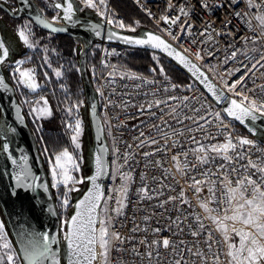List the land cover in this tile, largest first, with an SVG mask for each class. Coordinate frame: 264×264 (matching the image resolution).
<instances>
[{
	"label": "snow or ice",
	"instance_id": "6c2138e0",
	"mask_svg": "<svg viewBox=\"0 0 264 264\" xmlns=\"http://www.w3.org/2000/svg\"><path fill=\"white\" fill-rule=\"evenodd\" d=\"M79 2L84 8L96 10L100 16L106 19L108 24H116L119 28L127 27L129 31H136L135 27L126 26L123 21L108 18L107 13L110 9L106 0H79ZM137 2L139 3V0ZM239 2L240 0H217L213 5L208 0H200L199 6L201 9L211 12L219 8H231ZM244 2L248 11L233 10L232 14L245 23L248 31L252 32L253 35L251 37H233V39H241L245 45L249 42L252 45L261 43V47L253 46L250 49H240L236 48L231 42L227 43L226 47L231 48L232 51L224 57V63L235 61L237 55L240 54L249 59L250 66L241 61L242 67L236 68L233 72H226L225 75L227 76L235 75V73L241 71L244 74L231 82L221 77L223 80L222 87L211 82L210 78L201 70V67L187 55L188 48L180 50L160 35L146 33L144 37L133 38L130 36H117L115 32H112L108 36L109 40L116 37L127 45L158 49L165 53L203 84L216 103H225L222 110L215 113V120L219 121V124L216 125L217 130L224 133L222 142L218 141L215 135L199 123L200 120H203L205 123L211 124V120H208L204 115H199L198 119L185 115L183 119H180L175 108H172L168 115L172 116L181 125L184 124L185 120L192 121L196 125V132H201L205 139L209 141L217 142L206 144L197 139L195 135H189L188 139L196 147L185 149V146L180 144L179 140L172 141L169 144L171 137L168 132L163 131L159 124H153L152 127L161 133V138L165 141L163 146H161V141L154 137L141 140L140 137L145 135L143 131L140 132L139 137L134 138L139 140L136 145L138 148L143 147L145 144L156 146L153 151L143 153L146 158L159 152L167 153L178 148L179 151L171 155L175 172L173 173L169 169L164 171L168 172L173 179H175L176 174H179L181 178L185 179L187 185V190L181 187L175 195L165 196L166 190L175 192L176 188L173 185L165 184L163 180L158 182V187H152L145 182L147 180L146 174H142L140 177L142 186L136 190L139 201L151 202L155 200L157 203L154 207L162 209L163 212L169 211L167 207L169 204L176 205L178 203L180 206L191 208L193 206L192 201L187 195V191L190 190L196 200V206L202 210V215L189 214L191 220L194 221V223L189 222L187 224V232L193 238V243L190 246L184 239L180 238L185 233V221H189V216L177 215L175 218L168 216L167 230L172 232V237H161L162 228L158 226L151 228L153 238H149V228L146 226L142 229L145 235L138 241L145 251L141 253L135 246L131 249L137 257L146 256L151 262L155 255L157 264H160V250L163 249L165 252L172 254L171 264H189L190 258H195L192 259V264H264V148L258 147L257 142L247 136H234L233 132L228 130L230 124L225 123V118H231L232 121H237L248 127L250 122L254 123L258 119L264 118V100L257 102L255 96L250 97L245 93L249 74L253 73L257 66L264 68V0H244ZM21 3L29 5V0H21ZM75 3L76 0H62V2L56 3L54 7L60 11L52 18L53 22L64 20L78 23V21L73 20V17L77 11H83V8L75 7ZM174 7L177 6L169 0L168 8L171 10ZM253 9L255 11H252ZM194 12V5H179L178 15L174 17L164 15L159 19L166 25L179 27L182 35L192 36L195 28L192 22ZM149 15H151L150 11ZM36 20L53 33L67 31L64 27H53L52 23L41 19L39 16L36 17ZM29 23L19 26L14 37L0 36V65H5L9 61L12 48L18 42H22L28 49L35 48L36 44L32 40L34 34L29 27ZM222 24L223 28L217 30L210 22H205L204 29L197 33L198 36L205 39L200 41L199 44L195 39L191 40L190 43L200 48L201 44L215 45L219 43L217 38L232 36L233 34L229 28L231 20H224ZM99 27L98 24L92 26V31L97 36L100 35ZM168 35L173 40L179 41L181 39L180 36L173 35L170 30ZM249 53L258 54V58L255 55L250 57ZM111 54L109 53V55ZM216 54L214 49H209V57H215ZM195 58L196 60L204 59L201 51L195 53ZM153 60L159 64V58L155 54H153ZM14 63L16 67L13 75L19 74L18 84L35 91L39 85L35 80L34 71L21 68V65L25 63L23 59L16 60ZM49 67H51L50 64ZM151 71L154 73L159 71L162 75L165 73L162 66L158 69L153 68ZM54 72L58 78L63 75L59 69L54 70ZM45 75L47 76V73ZM109 75L112 76L113 73H109ZM123 78L125 77L121 76V79ZM127 78L142 79L136 74L128 75ZM146 83H155V81H146ZM0 85H4L2 76H0ZM172 87L177 86L173 85ZM260 88L261 91H264V85H261ZM164 90L167 91L168 89L165 88ZM97 91L101 96L104 95L100 89H97ZM247 91L254 93L255 89H247ZM176 99L175 96L168 97V100L156 99L154 102L140 105L138 111L141 114L147 111L152 117H157V113L151 110L154 107L159 109L160 116L158 118L162 121V124L171 128L172 136L183 138L186 132L191 134L193 129L191 127H186L184 130L172 128L168 121L164 119L165 112L161 107V105H168L169 100ZM187 99V97H184V100ZM41 101H43L44 106L33 108L32 111L38 113L37 118L50 117L52 112L47 107V100L41 97ZM41 101L36 103L40 104ZM82 103V101L77 102L68 107L66 109L68 115L72 116L74 111L78 113ZM123 103L127 107L128 102ZM109 104H111V101H109ZM133 106L135 107V105ZM168 106L170 107V105ZM94 107L95 105H93ZM193 111L197 114L200 113L199 108L193 109ZM208 115H211V113H208ZM66 127L73 133L71 143L74 149H81V136L84 131L82 120L77 118L74 124L66 122ZM248 131L253 135L257 133V130L253 127H248ZM128 147L131 148L132 145H128ZM0 148L3 152L8 153L11 163L20 169L13 175L15 189H32L34 182H27L31 176V170L27 166V157H22L23 163L18 164L17 160L12 158L7 143H4ZM106 153V148L99 149L94 157V174L79 178L73 173L80 171L83 162L82 156L74 155L68 148L55 155V163L51 168L53 177L51 187L59 188L62 185L66 190L61 201V207L65 210L68 209L70 204L68 193L78 190L73 185L83 184L87 181L91 184V187L83 199L76 203L74 214L62 221V227L58 232H21V247L19 249L8 239L5 224L0 221V264H63L64 257H66V264H111L113 251H127L122 245L134 240L135 236L125 237L115 231L112 213L115 214V217L125 215L124 209L128 206L130 186L135 181L131 172L120 171V168L124 166L120 165L116 172L119 173L122 183L118 188L110 190L115 194L114 196H105V191L98 181L109 175V166L104 158ZM256 153H259V155H256ZM190 155L194 158L191 161L188 159ZM254 156L255 158H253ZM131 158L130 154L126 153L124 164L126 165ZM152 164L162 167L161 161L151 160L146 164V167ZM112 178L115 179V174H112ZM152 179L153 181L156 180L155 177ZM164 179H167V177H164ZM176 183L179 184V181H176ZM42 187L45 192L49 190L47 184L42 185ZM11 195L16 196L17 192L13 190ZM113 200L116 206L110 208L108 202ZM49 211L56 215L52 209H49ZM155 215V212L146 215L143 217V221L147 224ZM205 221L208 223L206 224ZM173 227L175 231H173ZM138 231H141L140 226L135 224L131 232L136 233ZM62 242L66 246V252L63 253L61 248L54 247ZM201 243L205 246L204 248L200 247ZM214 248L215 251H213ZM209 253H211V257H209ZM221 255L224 257L223 260Z\"/></svg>",
	"mask_w": 264,
	"mask_h": 264
},
{
	"label": "built area",
	"instance_id": "2783aa9c",
	"mask_svg": "<svg viewBox=\"0 0 264 264\" xmlns=\"http://www.w3.org/2000/svg\"><path fill=\"white\" fill-rule=\"evenodd\" d=\"M132 1L135 3L142 15L148 20L155 32L162 35L167 41L178 47L180 50L188 48L189 52L187 55L195 63H197L220 87L223 86V80L221 77L228 79L229 82H231L232 80H235L244 74L243 71H241L239 73H235V75L227 76L225 75L226 72H233L236 68L242 67L241 61L244 64H249V59H246L240 54L237 55L235 61H228L227 63H224V57L232 51L231 48L226 47L227 43L231 42L236 48L240 49H250L253 46L257 48L261 47V43L252 45L251 42H249L247 45H245L241 39H233V37H251L253 35L252 32L248 31L246 24L232 14L233 10L241 12L248 11L244 0H240L237 5H233L231 8H219L211 12L200 8V0H171L172 4L177 6L171 10L168 8L169 0H139V3L137 0ZM208 2L214 5L217 0H208ZM107 5L110 9V11L107 13L108 18L120 20L124 23L122 15L116 11L112 5H110L109 1ZM179 5L195 6V12L192 19L195 28L193 30L192 36L182 35L180 33L179 27L174 25H166L159 19L164 15L171 17L178 15ZM74 6L78 7L76 3ZM149 11L151 12V15H149ZM252 11H255V9ZM76 13L91 19V11H77ZM196 13H198V15H196ZM95 20L103 23L104 25H109L113 29L128 32L127 27L119 28L116 26V24H108L106 19L102 16L96 17ZM224 20H231L229 28L233 34L232 36L217 38L219 40L218 44L212 45L209 43H204L200 45V48H198L195 44L190 43L191 40L195 39L199 44L200 41L205 39L204 37L197 35V33L204 29L205 22H210L214 28L220 30L223 28L222 21ZM169 30L172 31L173 35L180 36L181 39L179 41L173 40L172 37L168 35ZM210 48L216 51L217 54L215 57L208 56V51ZM91 49H94L95 57L93 61L87 60V67L95 92L96 109L100 118L102 119V122L105 124L108 138L107 159L109 164V175L106 176L103 185L105 196H114L115 194L110 190L118 188L122 183L119 173L116 172V169L119 168L120 165H124L122 168H120V171L125 173L131 172L135 181L130 186L128 206L124 209L125 215L115 217V214L112 213L114 216V230L118 231L122 236L125 237L135 236V239L122 245V247L127 249V251L112 252L111 264H157V257L155 255L150 262L146 256L137 257L131 251L134 246L141 253L145 251L144 247L138 243V241L145 235L142 229L147 226L149 228V238H153L151 235V228L159 226L162 228L160 236L171 238L172 232L167 230L168 216L175 218L177 215L189 216L190 213L192 215H202V210L196 206V200L192 196V192L190 190L187 191V195L192 201L193 206L191 208L187 206H180L178 203L176 205L169 204L167 205L169 211L163 212L162 209L154 207V205L157 203L155 200L151 202L139 201L136 190L142 186V181L140 179L142 174H146L147 180L145 182H147L152 187H158V182L163 180L165 184L173 185L176 188L175 192H168L166 190L165 196L175 195L177 192H179L181 187H184L187 190V185L185 179L181 178L179 174H176L175 179H173L168 172L164 171L165 169H169L173 173L175 172L173 163L171 161V155L174 152H178V148L172 149L167 153L159 152L154 156L146 158L143 156V153L153 151L156 146H149L148 144H145L143 147L138 148L136 145L139 143V140L134 138L139 137L140 132L143 131L145 135L144 137H140L141 140L154 137L160 140L161 146H163L165 141L161 138V133L156 128L152 127L153 124H159L161 125L163 131L169 133V136L171 137L170 141L168 142L169 144L172 141L179 140V143L183 144L185 149L196 147V145L188 139L189 135H195L197 139L203 141L206 144L209 142H217L209 141L208 139H205L201 132H196V125L193 124L192 121L185 120L184 124L181 125L177 122V120L173 119L172 116L168 115V113L171 112V109L175 108L177 109V115L180 119H183L185 115L193 116L197 119L199 115H204L208 120H211V124H207L203 120H200L199 123L203 124L206 130H209L213 135H215L218 141L222 142L224 139V133L218 132L216 125L219 124V121L215 120V113L221 111L222 108L213 100H211L207 94L196 85H193L192 87H185L177 84L169 77L164 75H145L121 67V60L124 58L125 53L129 48L109 43L104 40H96ZM197 51H201V54L204 57L203 60H196L195 53ZM89 52H91V50ZM109 53L112 54L109 55ZM253 55L258 58V54L249 53L250 57ZM109 73H113V75L110 76ZM132 74H136L142 77V79L127 78L128 75ZM121 76H124L125 78L121 79ZM8 79L12 85H16V87H18L11 71L9 72ZM146 81H155V83H146ZM246 83L247 89H255L254 93H249L247 89H245L246 94L250 95V97L255 96L257 102L264 100V91H261L260 88L261 85H264V68L257 66V69L253 70V73L249 74ZM173 85H176L177 87L173 88ZM165 88L168 90L165 91ZM97 89H100L104 95L101 96ZM18 91L21 93L20 90ZM170 96H175L177 99L168 101V105H170V107L168 105H161L165 112L164 119L168 121V124H170L172 128L184 130L186 127H191L193 129L191 134L186 132L183 138L172 136L171 128L162 124V121L158 118L160 116L159 109L154 107L151 110L157 113V117H152L147 111H145L143 114L138 111L139 106L142 104L146 105L147 103L154 102L156 99L168 100V97ZM184 97H187L188 99L184 100ZM109 101H111V104H109ZM125 101L128 102L127 107L124 106L123 102ZM133 105H135V107ZM196 108L200 109V113L197 114L193 111V109ZM208 113H211V115H208ZM225 123L230 124L228 130L232 131L234 136H247L250 139H254L257 142L258 147L264 148V144L258 140L256 136L241 134L238 128L239 126L231 119L225 118ZM128 145H132V147L129 148ZM126 153L130 154L132 158L129 159L128 163L125 165L124 157ZM256 155H259V153H256ZM253 158H255V156ZM188 159L191 161L194 158L190 155ZM150 160L161 161L162 167H157L154 164L146 167V164H148ZM112 174H115V179L112 178ZM153 177L156 178L155 181H153ZM164 177H167V179H164ZM176 181H179V184H177ZM65 191L66 190L63 189L62 192L60 191L57 193V211L61 227L62 221L69 217V212L73 209L74 202L77 198V194L72 196L70 193H68L70 204L68 209L65 210L63 207H61V201L64 198ZM108 206L110 208L115 207L116 205L114 200L109 201ZM153 212H155L156 215L150 222L146 224L143 221V217L146 215H151ZM161 213H163V215H161ZM189 222L194 223V221L191 220V216H189V221H185V233L180 238L184 239L190 246L193 243V238L187 232V224ZM205 223L207 224L208 222L205 221ZM135 224H139L141 231L132 233L131 229L135 226ZM173 231H175L174 227ZM200 247L204 248L205 246L201 243ZM215 250L216 249L214 248L213 251ZM160 252V264H171L173 260L172 254L165 252L163 249H161ZM209 257H211V253H209ZM192 259L195 258H190L189 264H192ZM221 259H224L223 255H221Z\"/></svg>",
	"mask_w": 264,
	"mask_h": 264
},
{
	"label": "water",
	"instance_id": "95a60500",
	"mask_svg": "<svg viewBox=\"0 0 264 264\" xmlns=\"http://www.w3.org/2000/svg\"><path fill=\"white\" fill-rule=\"evenodd\" d=\"M18 13L13 15L11 11L0 1V8L5 10L8 15L12 17L25 16L28 18L31 23L38 28L39 30L46 32L51 35L57 36H66L72 39L79 38L86 41V45H80L79 59H78V69L80 77L82 79L87 112L89 117V123L91 128V134L93 139L92 154H91V168L89 174L85 177L93 175L95 171L94 157L99 149L106 148L107 153L105 154V160L108 163V145L105 139V131L102 119L100 118L97 109H96V98L91 79L87 72V57L88 53L93 47V44L96 40H104L109 43L117 44L129 49H139L154 52L160 56L166 57L168 60L175 63L180 69H182L198 86L201 88L207 96L213 100L211 95L207 92L205 86L195 79L185 69L183 66L178 64L174 59L168 57L165 53L159 51L158 49H151L148 47H140L127 45L123 41L113 37L109 40L108 36L110 33L115 32L117 36H130L133 38L144 37L146 33H155L154 31H144L142 35H135L129 32H123L116 29H113L109 25H104L96 20L81 16L75 13L73 17L74 21L78 23H73L69 21L62 20L64 26L56 25L50 18H48L44 13H42L37 7L34 0H29V5H24L21 3V0H15ZM58 3V2H57ZM56 4V3H55ZM59 10V9H58ZM60 11V10H59ZM39 16L41 19L46 20L49 23H52L53 27H64L67 29L65 32L53 33L49 28H45L42 24L38 23L36 17ZM99 25L100 35L97 36L94 31H92L93 25ZM0 36L1 31H0ZM162 36V35H160ZM163 37V36H162ZM164 38V37H163ZM165 39V38H164ZM197 64V63H196ZM198 65V64H197ZM202 71H204L201 68ZM204 73L210 78V76L204 71ZM0 76L4 78V85H0V115L4 119L6 127V135L3 132L0 135V146L4 143L9 145V152L12 155V158L16 159L18 164L23 163L22 157H27V166L31 170V176L28 179V183L34 182V187L32 189H15V180L13 175L15 172L20 169L11 163V160L8 158V153L0 149V210L4 217V221L10 233L13 244L17 249L21 247V232L25 231H48L50 233L58 232L61 229L60 219L57 211V207L54 203L52 191L49 186L48 180L46 178L45 168L41 157L38 152V148L34 139V136L27 124L26 117L23 112V107L17 97L14 94L13 87L7 82L5 75L2 70V65H0ZM211 82L215 83L212 78ZM216 84V83H215ZM219 86L218 84H216ZM28 90L30 94L37 93V90L32 91L27 87H24ZM214 101V100H213ZM215 102V101H214ZM216 103V102H215ZM221 108L225 106L224 102L216 103ZM93 105L95 107L93 108ZM231 119V118H229ZM240 128H242L248 135L257 136L259 132L264 133V118L258 119L254 123H249L248 127H253L257 130L256 135H253L248 131V127L241 125L239 122L234 121ZM109 166V164H108ZM109 170V167H108ZM106 176L102 177L98 181L103 187ZM48 185L49 190L44 191L42 185ZM91 184L86 181V187L77 194V198L74 202V207L69 214V217L74 214L75 205L80 199H83L84 195L87 193ZM17 192L16 196L11 195L12 191ZM52 209L56 213L53 215L49 211ZM54 247H59L56 245ZM66 252V246H65ZM63 264H66V257H64Z\"/></svg>",
	"mask_w": 264,
	"mask_h": 264
},
{
	"label": "trees",
	"instance_id": "16d2710c",
	"mask_svg": "<svg viewBox=\"0 0 264 264\" xmlns=\"http://www.w3.org/2000/svg\"><path fill=\"white\" fill-rule=\"evenodd\" d=\"M13 1L14 0H12V3ZM110 2L113 8L122 15L126 26H143L146 28L145 31H154L148 20L141 14L131 0H110ZM13 6H16V4L13 3ZM47 17L51 18L50 15H47ZM35 30L37 32L34 36H32L33 41L46 48L47 55H49V61L52 62L54 67H60L63 71V75L60 79L55 80L51 76L52 84L47 83L46 86L40 88L37 92V94L41 93L50 100L54 111L56 112L54 118L44 122L39 132L34 130V127L26 118L27 124L34 136L39 155L45 167L47 159L49 158L52 160L55 155L63 149L68 148L69 151H72L69 136L70 133L64 128L63 118L60 114L61 107L63 105L71 107L74 103L82 101V105L87 111V105L80 73L72 64L71 53L67 54L66 50V46H68V43H71L73 39L66 36L51 35L36 28ZM47 35H49L52 39L46 40L45 36ZM75 48L77 52L80 51V45L76 44ZM151 53L154 52L131 49V53L128 58L124 59L121 63L125 67H128L138 73L150 75V68H156L152 60ZM161 57L166 58L164 56ZM77 58V56H74L72 59L78 62ZM33 62L36 63V59H33ZM164 70L166 76L177 84L185 86L190 83L191 78L172 61L169 60L168 64L164 65ZM38 74L42 76L40 72H38ZM88 75L90 77L89 72ZM238 128L241 134H247L242 128ZM45 149H47V151H45Z\"/></svg>",
	"mask_w": 264,
	"mask_h": 264
},
{
	"label": "rangeland",
	"instance_id": "374dc122",
	"mask_svg": "<svg viewBox=\"0 0 264 264\" xmlns=\"http://www.w3.org/2000/svg\"><path fill=\"white\" fill-rule=\"evenodd\" d=\"M0 1H2L4 4H7V3H9V1H12V0H0ZM34 1H35L37 7L39 8V10L42 13L51 16V18H50L51 20H52V18L54 16H56L57 12H59V10L54 7L55 3L62 2V0H34ZM108 1L110 2V0H106V3H108ZM76 4H77V6L79 8H83V11H87V12L91 11V19L92 20H95L96 17H100V15L98 14V12L96 10L84 8V6L79 2V0H76ZM110 5H112L111 2H110ZM9 7H10L9 8L10 11L13 14H16V11H17L16 9L17 8L15 6H13V4H11ZM101 10H103V8H101ZM58 22L60 23V22H62V20H60ZM18 27L19 26H17V25H13L11 23V21L8 19V17H5L4 15L0 14V31H1V35L3 37H14ZM30 28H31L33 34L35 35L36 32H37L35 30V28H33V27H30ZM135 28H136L135 32H132V31H129V30H128V32L132 33V34H135V35H142L143 32L146 29L143 26L135 27ZM45 37H46L45 38L46 40H51L52 39L49 35H47ZM35 44H36V46L33 49H28L26 46H24L22 44V42H18L17 44H15L13 46V48H12V54L10 56V59H9L8 62H6L5 65H3V69L5 70V73L7 75H9V72L11 71L13 73L14 69L16 67L14 61L23 59V60H25V63L23 65H21V68L22 69H26V70H33L34 71L35 80H36L37 84L39 85L38 88H42V87L46 86L47 83L52 84L51 76L55 80L56 79H60L62 76L59 77V78L56 77L54 70L59 69V70L62 71V69L60 67H54L52 65V62L49 61V55H47V49L46 48H44L43 46L39 45L38 43H35ZM76 44L77 45H81V39H79V38L73 39V41L71 43H68V46H66L67 47L66 50H67V54L71 53L72 64L76 67V69H78V67H77V65H78L77 63L78 62H76L75 60L72 59L74 56L78 57L77 60L79 59V52H77L76 48H75ZM130 53H131V49H127V51L125 53V56L121 60V62L124 59H127L128 56L130 55ZM153 54L158 56L159 64H157V62L155 60H153ZM94 57H95L94 49H91V52L88 53L87 60L88 61H93ZM151 57H152V60H153V62H154V64H155L157 69L159 67H161V66L164 68V65L168 64V62H169V60L167 58H162L160 55H158L156 53H151ZM31 58L32 59H36L35 66L30 64L31 62L29 60ZM45 61H47V62H45ZM49 64L51 65V67H49ZM120 64H121V67H123L125 69H130L128 67H125L122 63H120ZM153 68L154 67L150 68V71H149L150 75H153V74L154 75H162V74L159 73V71H157L155 73L152 72L151 70ZM130 70H132V69H130ZM37 72H40L42 74V76L40 74H37ZM45 73H47V76L45 75ZM62 73H63V71H62ZM163 75L166 76L165 73ZM13 78L16 80V84L18 86V87H16V85L15 86L13 85L15 87V89L17 91L20 90L21 92L23 90H25L23 85L18 84L19 74L17 73L15 76L13 75ZM193 85H196V84L194 83L193 80L190 79V83L185 85V87H189V86L192 87ZM36 90H38V89H36ZM23 93L24 92H22V96L19 99V102L21 103V105L23 107V111L25 112L27 120L32 124V126L34 127V130L36 132H39L41 127L43 126L44 122H46V121H48L50 119H53L55 114H56V112L54 111V108H53L50 100L46 96L42 95L41 93L40 94H35V93L34 94H30V93H28L27 96L25 94H23ZM41 97L46 99L47 102H48L47 107L52 112V115L50 117L37 118L38 117V113H34L32 111L33 108H39V107H43L44 106L43 105V101H41ZM37 101H41V103L37 104L36 103ZM67 108H68L67 105H63L61 107V111H60L61 113L60 114H61V116L63 118L64 128L70 133V135H69L70 136V143H71V135L73 133H72V131L70 129H68L66 127V122H71V123L74 124L75 119L80 118L82 120V125H83V129H84L83 135L81 136V145H82V147L79 150H75L74 146L71 143L72 151H70V152H73L74 155H78V156H82L83 157V162L81 163L80 171L79 172H74L73 174L75 176H77V178H79L81 176L85 177L86 174H88L89 169L91 168V154H92V146H93V139H92V134H91V128H90V123H89L88 112L84 109V106L81 105L79 107L78 113L74 111L72 116H69L67 111H66ZM103 126H104V131H105V139H106V141L108 143V138H107V134H106V127H105L104 123H103ZM0 132H3L5 135L7 134L6 133L5 122H4V119L1 117V115H0ZM256 137H257L258 140H260L264 144V133L263 132H259ZM54 163H55V157L52 160L48 158L47 162H46V166L44 168H45L46 178L48 180L49 186H50L51 191H52L53 200H54V203H55V205L57 207V200H58L57 193H59L60 191L62 192L64 187L62 185L59 188H52L51 187V185L53 183V177H52V174H51V168H52ZM73 187L78 189L77 191L70 192V194L72 196H75L76 194L80 193L86 187V182L83 183V184L73 185ZM71 212L72 211H70L69 213H71ZM0 221L4 222L5 230L8 233V239L12 241V239H11V237L9 235L6 223L4 221V217H3L2 213H1V210H0Z\"/></svg>",
	"mask_w": 264,
	"mask_h": 264
},
{
	"label": "flooded vegetation",
	"instance_id": "af4514ba",
	"mask_svg": "<svg viewBox=\"0 0 264 264\" xmlns=\"http://www.w3.org/2000/svg\"><path fill=\"white\" fill-rule=\"evenodd\" d=\"M2 2V1H1ZM3 3V2H2ZM13 3H15V0L13 1ZM12 3V1H9V3H7V4H4L8 9L10 8L9 6L11 5V4H13ZM16 4V3H15ZM16 8H17V6H15ZM10 10V9H9ZM17 10V9H16ZM12 13V12H11ZM18 13V11H16V14ZM0 14H2V15H4L5 17H8V19L11 21V23L13 24V25H17V26H23L25 23H29V27H33V28H36L32 23H31V21L28 19V18H26L25 16H19V17H12V16H10V15H8L7 14V12H5V10H3L2 8H0ZM13 14V13H12ZM16 14H13V15H16ZM46 16H47V14H45ZM36 29H38V28H36ZM39 30V29H38ZM31 63L30 64H32L33 66H35V63L33 62V59L31 58L30 60H29ZM2 70H3V73H4V75H5V78L7 79V82L9 83V84H11V82L9 81V79H8V75L5 73V70L3 69V65H2ZM37 74H38V72H37ZM11 86L13 87V90H14V94H15V96L17 97V99L19 100L20 98H21V96H22V92H24L23 94H25L26 96L28 95V90L26 89V88H24L25 90H23L21 93H19L16 89H15V87L11 84ZM38 90H37V92L39 91V89L40 88H37ZM35 94H37V93H35ZM40 94V93H39ZM1 149V148H0Z\"/></svg>",
	"mask_w": 264,
	"mask_h": 264
},
{
	"label": "bare ground",
	"instance_id": "6f19581e",
	"mask_svg": "<svg viewBox=\"0 0 264 264\" xmlns=\"http://www.w3.org/2000/svg\"><path fill=\"white\" fill-rule=\"evenodd\" d=\"M53 21V20H52ZM56 25H59V26H64V24L62 22H54ZM81 44L82 46H85L86 45V41L85 40H82L81 41ZM60 248H61V251L62 253L65 252V245L63 244V242L60 244Z\"/></svg>",
	"mask_w": 264,
	"mask_h": 264
}]
</instances>
